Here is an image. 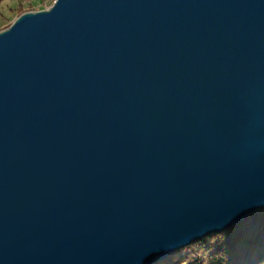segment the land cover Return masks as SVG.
Returning a JSON list of instances; mask_svg holds the SVG:
<instances>
[{
  "label": "water",
  "instance_id": "1",
  "mask_svg": "<svg viewBox=\"0 0 264 264\" xmlns=\"http://www.w3.org/2000/svg\"><path fill=\"white\" fill-rule=\"evenodd\" d=\"M264 208V0H55L0 32V264H158Z\"/></svg>",
  "mask_w": 264,
  "mask_h": 264
},
{
  "label": "trees",
  "instance_id": "2",
  "mask_svg": "<svg viewBox=\"0 0 264 264\" xmlns=\"http://www.w3.org/2000/svg\"><path fill=\"white\" fill-rule=\"evenodd\" d=\"M158 264H264V208L229 229L174 252Z\"/></svg>",
  "mask_w": 264,
  "mask_h": 264
},
{
  "label": "rangeland",
  "instance_id": "3",
  "mask_svg": "<svg viewBox=\"0 0 264 264\" xmlns=\"http://www.w3.org/2000/svg\"><path fill=\"white\" fill-rule=\"evenodd\" d=\"M55 0H4L0 4V32L9 28L23 13L48 9Z\"/></svg>",
  "mask_w": 264,
  "mask_h": 264
}]
</instances>
